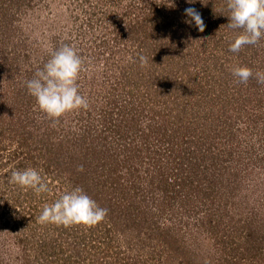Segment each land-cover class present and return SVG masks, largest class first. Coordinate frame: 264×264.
<instances>
[{"label":"rangeland","instance_id":"1","mask_svg":"<svg viewBox=\"0 0 264 264\" xmlns=\"http://www.w3.org/2000/svg\"><path fill=\"white\" fill-rule=\"evenodd\" d=\"M227 16L226 0H0V264H264V84L231 71L264 72V38L230 52ZM64 44L89 106L51 127L25 82ZM27 168L51 191L9 183ZM77 186L102 222H37Z\"/></svg>","mask_w":264,"mask_h":264},{"label":"clouds","instance_id":"2","mask_svg":"<svg viewBox=\"0 0 264 264\" xmlns=\"http://www.w3.org/2000/svg\"><path fill=\"white\" fill-rule=\"evenodd\" d=\"M188 2L192 3L193 0ZM226 7L229 21L226 27L239 30V34L229 43L228 50L239 53L246 46L258 45L264 38V0H226ZM184 14L189 18L184 21L186 24L194 23L199 32L205 30L206 25L196 9L186 8ZM139 61L141 67L148 63L144 55L139 56ZM84 64L85 60L78 50L64 44L53 49L43 67L38 68L33 77L25 82L28 94L35 99L34 111L40 114L38 119L56 127L67 113L88 108V100L80 94L77 83L81 72L86 70ZM231 71L236 83L247 84L254 78L258 84H264L262 71L254 73L246 66H236ZM77 171L82 172L83 166H79ZM9 183L24 191L32 189L37 196L51 191L40 172L34 168L13 171ZM107 214L106 208L100 207L82 187L77 186L62 194L54 203L44 205L37 222L64 228H91L102 222Z\"/></svg>","mask_w":264,"mask_h":264}]
</instances>
